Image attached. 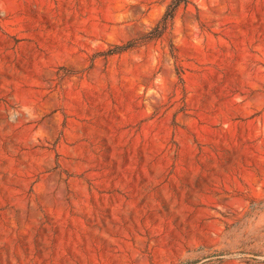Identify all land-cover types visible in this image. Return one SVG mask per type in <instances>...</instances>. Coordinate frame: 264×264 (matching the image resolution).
I'll use <instances>...</instances> for the list:
<instances>
[{
	"label": "rangeland",
	"instance_id": "rangeland-1",
	"mask_svg": "<svg viewBox=\"0 0 264 264\" xmlns=\"http://www.w3.org/2000/svg\"><path fill=\"white\" fill-rule=\"evenodd\" d=\"M168 3L0 0V264H264V0Z\"/></svg>",
	"mask_w": 264,
	"mask_h": 264
},
{
	"label": "trees",
	"instance_id": "trees-1",
	"mask_svg": "<svg viewBox=\"0 0 264 264\" xmlns=\"http://www.w3.org/2000/svg\"><path fill=\"white\" fill-rule=\"evenodd\" d=\"M188 2L189 0H169V3L167 4V7L161 19L159 20L157 25L145 36V39H154L163 35L164 32L167 31L169 26H171L178 9L181 6L187 4ZM132 45L133 43L130 42L121 46H116L114 48L109 49L107 53L120 52L121 50L130 48Z\"/></svg>",
	"mask_w": 264,
	"mask_h": 264
}]
</instances>
